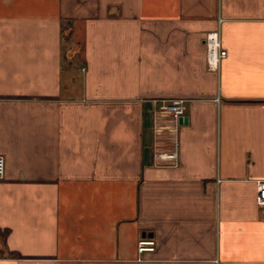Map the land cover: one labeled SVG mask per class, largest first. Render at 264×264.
<instances>
[{
    "label": "crops",
    "instance_id": "0c3cea01",
    "mask_svg": "<svg viewBox=\"0 0 264 264\" xmlns=\"http://www.w3.org/2000/svg\"><path fill=\"white\" fill-rule=\"evenodd\" d=\"M0 155V264H264V0H0Z\"/></svg>",
    "mask_w": 264,
    "mask_h": 264
},
{
    "label": "built area",
    "instance_id": "2783aa9c",
    "mask_svg": "<svg viewBox=\"0 0 264 264\" xmlns=\"http://www.w3.org/2000/svg\"><path fill=\"white\" fill-rule=\"evenodd\" d=\"M203 44L206 48L207 69L218 72L227 50L222 45L220 29L205 33ZM154 113V148L153 162L155 166L177 167L179 165V128L184 116V99H155ZM5 175V158L0 155V179ZM258 205L264 206V180H257ZM156 242L151 239L138 241V252H152Z\"/></svg>",
    "mask_w": 264,
    "mask_h": 264
}]
</instances>
